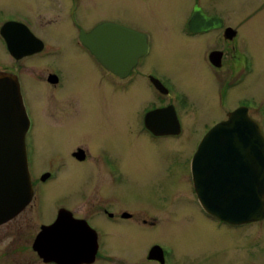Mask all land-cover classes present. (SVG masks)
Here are the masks:
<instances>
[{"label": "flooded vegetation", "instance_id": "obj_1", "mask_svg": "<svg viewBox=\"0 0 264 264\" xmlns=\"http://www.w3.org/2000/svg\"><path fill=\"white\" fill-rule=\"evenodd\" d=\"M17 1L19 0H0V71L8 70L17 79L28 116L29 127L25 141L32 199L17 215L0 223V264H6V262L8 264H58L46 260L43 257L44 252H38L35 249V243L45 228L55 224L61 211L65 213L63 215H66L68 222L62 223L64 231L74 232L84 241L85 249L75 254L77 258L83 256L84 260L78 259L83 262L77 264H113L109 248L116 245H125L130 248L136 244L145 245V257L141 256L135 261L127 256L114 264H138L140 261H145L147 264H192L188 263L185 255L176 256L174 248L169 243L157 239L148 241L143 230H140L155 228L163 222L166 218V213L160 216L165 210L163 206H170L171 211L184 212L189 218H199L200 220L195 221V225L200 228L207 225L206 223H213L217 229H224L231 251L255 253L256 258L253 264H264V215L248 223L231 224L211 216L200 204L193 179L192 163L202 137L198 140L193 139L192 136L188 138L184 131L186 117L194 110H191L185 92L175 87L166 74L158 71L154 65H146L154 43L153 33L109 16L98 18L92 24H86L80 12L82 7L92 6L91 0H42L39 2L41 6L38 9L37 5L34 8L33 5L26 9L17 8ZM127 1L131 3V1L147 0ZM263 10L264 0H259L252 14L259 15ZM188 12V16L179 27V33L172 37L186 41H182L184 46L187 42L195 43L191 47L196 50L201 45V58L212 82L214 81V94L212 97L209 96L208 100L212 99L215 104L217 119L212 125L203 126L205 127L202 128L204 135L216 124L227 120L231 113L242 108L259 127L264 139V97L251 94L258 79L255 76V79L248 80L254 73L255 58L249 50L246 36L242 35L239 27L233 26L227 17L217 11H208L199 4H194ZM60 24L62 28L64 25L69 31L68 35H64L65 43L62 46H49L38 34L37 29L48 31ZM102 26L115 29L109 38L112 51L116 49L119 42L124 44L127 50L131 49L134 43L132 38L123 39L118 36L119 27L140 36L143 40L144 52L124 76L107 70L103 62L97 59L81 40L84 34H89ZM10 45L15 50L14 54L9 51ZM67 48L76 51V54L80 56V63L77 65L87 70L86 76L94 89L100 93L101 100L109 99L113 103L115 99L112 97L118 92L122 96H127L130 87L142 79V83L154 91L156 102L142 111V120L140 119L138 128L142 135L150 137L153 141L164 139L163 144L166 145H172V142L181 144H177L179 147L182 146L180 147V167L175 168L177 177L181 178L177 185H181V191H174L176 200L180 201L179 205H167L164 200L154 198L128 205L130 194L127 192L124 171L113 162L108 150L102 147L91 150L83 141H71L66 149L67 158L61 162L49 164L45 168L41 166L39 168L36 164L38 139L33 106L28 100V95L33 98V90L44 84L46 96L49 94L47 100L59 104L55 98L60 95L68 73L63 65L47 64L44 59L56 51L62 52ZM35 65L37 67H34ZM29 70H32L31 73ZM33 71L41 76H34ZM59 99L62 108L55 109L51 104L47 107L54 125L66 129L70 127L73 132H79V125L84 122V119L90 121L91 113H83L86 109L78 106L73 98L61 96ZM133 107L134 105L131 109ZM140 108L141 106H135L134 110L138 112ZM149 114L151 118L147 117ZM59 115H63L62 120H56V116ZM134 135L137 136L135 133ZM191 142V146L185 151L187 143ZM260 158L259 153L255 159ZM84 166H88L85 173L92 174L91 185L86 191L80 189L85 182L84 176L80 177L79 181L78 178L77 181L69 180L72 177L71 174ZM255 172L252 183L256 188L260 179L255 177ZM239 174L244 177V169L239 170ZM60 181H64L65 194L63 197L53 199L51 190L46 187L54 183L58 185ZM245 184V179H241V185ZM72 185H74L73 191ZM48 199L47 203L51 208L46 209L43 205ZM73 200L84 204V208H91L82 215V207L76 206ZM87 203L90 206H87ZM44 209L48 214L44 213ZM25 212H29L32 222L35 223H32L35 230L29 237L31 242L28 255L22 257V251L16 250L9 253L11 251L9 246L1 248V244L6 239H10L16 248L20 246L17 245L16 238L26 237V235L21 232L3 234L1 231L8 225L10 227ZM19 220L22 221V218ZM80 225L84 227V230L78 228ZM234 238L238 242L232 240ZM61 239L63 238L60 233L56 232L52 237L51 234L44 237L43 241L46 243ZM89 241L94 242L95 248L90 249V245L87 244ZM251 243L254 245L253 250L250 247ZM76 261L77 259H71L68 264H74Z\"/></svg>", "mask_w": 264, "mask_h": 264}, {"label": "rangeland", "instance_id": "obj_2", "mask_svg": "<svg viewBox=\"0 0 264 264\" xmlns=\"http://www.w3.org/2000/svg\"><path fill=\"white\" fill-rule=\"evenodd\" d=\"M41 1L19 0L16 5L20 9L32 5L34 8L37 5L38 9ZM90 2L92 6L82 7L80 12L88 25L98 18L109 16L153 33L154 43L146 65H154L158 71L165 73L175 87L187 95L191 110L194 109L189 112L186 117L187 123L184 125L188 138L192 136L193 139L198 140L203 137L202 128L212 125L217 119L215 104L212 99L208 100L209 96L212 97L214 94V81L212 82L201 58V45L196 50L191 47L195 43L187 42L184 46L183 42L186 41L172 37L179 33V27L188 16L192 5L199 4L208 11H217L227 17L233 26L239 27L242 35L246 36L249 50L255 58L254 73L248 80L257 76L258 81L251 94L264 97V10L259 15L252 14L259 0H147L131 1V3L127 0H91ZM61 26L62 24L57 25L48 31L37 29V32L49 46H62L65 43L64 35H68L69 31L64 25L63 28ZM44 61L47 64L63 65L68 76L60 90V95L55 98L59 104L47 100L49 94L46 96L44 84L33 90V98L28 95V100L33 106L38 139L36 164L39 168L63 161L67 158V145L71 141H83L91 150L98 147L108 150L113 162L124 171L127 192L130 194L128 205H133L137 201L143 202L147 198L164 200L167 205H179L180 201L176 200L174 191H181V185L177 186L181 178L177 177L175 168L180 167L182 146L179 147L177 145L179 143L176 142H172V145L163 144L164 139L153 141L150 137L142 135L139 130L142 111L156 102L154 91L142 83L143 79L130 87L127 96H122L118 92L112 97L115 100L111 103L109 99H100V93L94 89L86 76L87 70L77 65L80 63V56L76 51L70 48L62 52L56 51ZM0 73L11 75L8 70ZM32 73L34 76H41L36 75L34 71ZM61 96L75 99L78 106L86 109L83 113H91L90 121L84 119L79 125V132H73L70 127L66 129L55 126L49 116L47 107H50V104L55 109L62 108L59 99ZM146 98L149 99L148 102ZM132 105H134L133 109H131ZM135 106H141L138 112L134 110ZM62 118L63 115L56 116V120ZM191 144L192 142L187 143L185 151ZM87 170L88 166L80 167L69 179L77 181L78 178L79 181L80 177L84 176L85 182L80 187L83 191L89 188L92 180V174L85 173ZM63 185L64 181H60L58 185L54 183L46 188L51 190L53 199H57L65 194ZM73 190L74 185H72ZM48 201L49 199L43 205L46 209L51 208ZM74 204L82 207V215L91 208H84V204L76 200ZM87 206L90 205L87 203ZM163 207L165 210L160 216L166 213V218L159 226L140 229L143 230L148 241L157 239L169 243L174 248L176 256L185 255L188 263L192 264H253L255 253L250 254L246 251L238 253L229 249L224 229H217L213 223H206L209 226L200 228L195 225V221L200 220L199 218H189L184 212L171 211L170 206ZM44 213L48 214L45 209ZM20 218L22 221L19 220ZM32 223L35 224L29 212H25L10 227L8 225L2 229L3 234L21 232L26 237L16 238L17 245H20L16 248L10 239H6L1 244V248L8 245L12 251L9 253L19 250L22 251V257L27 256L31 242L29 237L35 230ZM232 240L238 242L236 238ZM253 246L251 243V249ZM109 254L113 264L127 256L137 261L139 257H145L146 247L144 244H136L130 248L116 245L109 248ZM138 264L147 263L140 261Z\"/></svg>", "mask_w": 264, "mask_h": 264}, {"label": "water", "instance_id": "obj_3", "mask_svg": "<svg viewBox=\"0 0 264 264\" xmlns=\"http://www.w3.org/2000/svg\"><path fill=\"white\" fill-rule=\"evenodd\" d=\"M114 31L109 26H102L84 34L81 40L107 70L124 76L144 52L143 40L119 27L118 36L132 38L134 43L127 50L119 42L112 51L109 38ZM9 51L15 53L11 45ZM147 117L151 118V114ZM28 127L29 121L16 78L0 73V223L17 215L32 199L25 146ZM259 153L261 158L256 160ZM241 169L245 171L244 177L239 174ZM192 171L200 204L211 216L223 222L242 224L264 215V139L259 127L242 108L204 135L193 158ZM254 172L255 177L260 179L256 188L252 183ZM243 178L246 181L244 186L241 185ZM63 214L61 211L55 224L43 230L35 249L44 252L46 260L58 264H68L71 259H77L74 264L83 262L78 259L84 260V257L77 258L75 254L85 249L84 241L74 232L64 231L62 223L68 222ZM78 228L84 230L82 225ZM56 232L63 239L43 241L44 237L49 234L52 237ZM87 244L90 249L95 248L93 241Z\"/></svg>", "mask_w": 264, "mask_h": 264}]
</instances>
